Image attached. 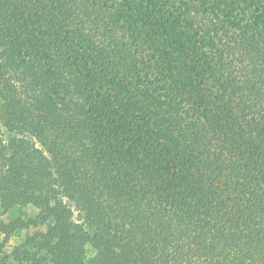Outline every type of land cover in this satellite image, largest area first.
<instances>
[{
    "label": "trees",
    "instance_id": "16d2710c",
    "mask_svg": "<svg viewBox=\"0 0 264 264\" xmlns=\"http://www.w3.org/2000/svg\"><path fill=\"white\" fill-rule=\"evenodd\" d=\"M0 214V264H264V0H0Z\"/></svg>",
    "mask_w": 264,
    "mask_h": 264
},
{
    "label": "rangeland",
    "instance_id": "374dc122",
    "mask_svg": "<svg viewBox=\"0 0 264 264\" xmlns=\"http://www.w3.org/2000/svg\"><path fill=\"white\" fill-rule=\"evenodd\" d=\"M22 212H24L29 218H34L36 215V210L31 206L24 207L22 209ZM0 222L7 223V216L0 214ZM32 231H33V229L24 230L22 232V234H31ZM15 242H16V240L13 242L5 243V242H3V236H0V252L3 250L5 252H8L11 249V247H13ZM1 245H2V247H1ZM91 254H92V252L88 251V256H90Z\"/></svg>",
    "mask_w": 264,
    "mask_h": 264
}]
</instances>
